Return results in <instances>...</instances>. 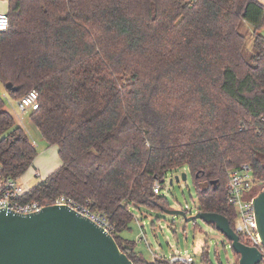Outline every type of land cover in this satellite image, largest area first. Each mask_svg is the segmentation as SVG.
Segmentation results:
<instances>
[{
	"label": "trees",
	"instance_id": "16d2710c",
	"mask_svg": "<svg viewBox=\"0 0 264 264\" xmlns=\"http://www.w3.org/2000/svg\"><path fill=\"white\" fill-rule=\"evenodd\" d=\"M7 14L0 82L18 88L7 91L14 100L37 92L30 120L62 163L27 201L70 198L116 226L134 264H170L146 261L121 233L134 208L164 213L155 184L187 168L199 212L222 215L235 229L228 171L248 163L264 183L263 3L9 0ZM37 156L0 94L2 173L22 178Z\"/></svg>",
	"mask_w": 264,
	"mask_h": 264
},
{
	"label": "water",
	"instance_id": "95a60500",
	"mask_svg": "<svg viewBox=\"0 0 264 264\" xmlns=\"http://www.w3.org/2000/svg\"><path fill=\"white\" fill-rule=\"evenodd\" d=\"M1 33V32H0ZM8 92H17L7 84ZM186 181L187 175L175 178ZM174 181H170L173 185ZM258 232L264 245V190L253 200ZM186 222L201 220L213 226L239 255L238 264H259L262 253L243 243L222 215L164 209ZM0 264H134L118 246L114 236L89 218L67 206H46L32 214L0 211Z\"/></svg>",
	"mask_w": 264,
	"mask_h": 264
},
{
	"label": "rangeland",
	"instance_id": "374dc122",
	"mask_svg": "<svg viewBox=\"0 0 264 264\" xmlns=\"http://www.w3.org/2000/svg\"><path fill=\"white\" fill-rule=\"evenodd\" d=\"M4 1L0 0V3L4 4L6 9L4 12L7 13L9 0H6L7 5ZM253 48L254 37L248 35L247 56L253 53ZM5 93L9 95L0 82V94ZM8 98L13 102L15 110L19 112L16 100L11 96H8ZM6 110L16 118L15 112L7 102ZM30 114V112H27L23 116L24 123L20 124L15 120L17 125L25 130L35 144L39 160L42 159V162L44 160L48 165L58 161L61 162L58 159L57 148L49 145L43 139L39 130L32 124ZM52 155L54 159H51ZM26 174L30 176L28 172ZM183 174L187 175V180H181L179 183L175 182V178H181ZM41 175L42 178H48L43 171ZM171 180L174 181L173 185H170ZM161 195L167 199L168 209L171 211L186 212V218H194L199 213L196 186L187 168L168 174L165 184L162 185ZM133 215L134 220L131 222L129 229L121 233V237L134 243L135 252L142 254L148 262H152L155 256L167 259L175 256H192L196 264H235V256L225 236L213 226L201 220L186 222L180 216H171L161 211H151L143 208H134ZM154 221L155 224H153ZM204 253L209 255L208 263L204 262Z\"/></svg>",
	"mask_w": 264,
	"mask_h": 264
},
{
	"label": "built area",
	"instance_id": "2783aa9c",
	"mask_svg": "<svg viewBox=\"0 0 264 264\" xmlns=\"http://www.w3.org/2000/svg\"><path fill=\"white\" fill-rule=\"evenodd\" d=\"M10 27V19L7 13L0 12V32H5ZM3 99L12 107L16 115V120L24 123L23 116L39 109L38 94L35 90L30 91L24 97L16 100L19 107L16 111L13 102L7 95ZM229 182L227 190L231 204L237 211V221L234 231L241 241L250 247L257 248L262 253L259 264H264V245L260 238L253 200L264 190V183L255 176L253 167L242 164L237 168L228 171ZM35 178H40L37 174ZM32 189H28L20 178L13 179L6 177L0 167V211H11L19 214H32L42 211L46 206H67L89 218L107 233L114 236L116 226L100 213L91 212L85 206L76 204L72 199L62 196L52 204L42 205L39 202L27 201L26 195ZM162 186L157 182L154 186L155 194H160ZM165 258V257H164ZM170 264H196L192 256H175L170 259L165 258Z\"/></svg>",
	"mask_w": 264,
	"mask_h": 264
},
{
	"label": "crops",
	"instance_id": "0c3cea01",
	"mask_svg": "<svg viewBox=\"0 0 264 264\" xmlns=\"http://www.w3.org/2000/svg\"><path fill=\"white\" fill-rule=\"evenodd\" d=\"M4 2H6V0ZM260 2L264 4V0H262ZM5 4L7 5V2ZM8 9H9V2H8ZM4 11H6V9L4 7V4L3 3H0V12L6 13ZM4 95H7V94L6 93L5 94H2V96H4ZM7 96H10V95H7ZM56 150H57V154H58V148ZM38 156L35 159L32 168H30V170L28 171V173L30 174V176L29 175L27 176V174H26L22 178H20L21 182L24 185H26L28 187V189L35 188L38 184H40L41 182H43V181H45L47 179V178H42V175H41V172L42 171L47 175V177H49L56 170H58L61 167V165H62V163L59 162V161L58 162H54V163L48 165V163H45L44 160H43V162H42V159L39 160V157ZM51 159H54V156L53 155H52V158ZM58 159H59V157H58ZM37 174H40V179L35 178Z\"/></svg>",
	"mask_w": 264,
	"mask_h": 264
}]
</instances>
